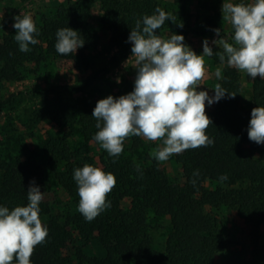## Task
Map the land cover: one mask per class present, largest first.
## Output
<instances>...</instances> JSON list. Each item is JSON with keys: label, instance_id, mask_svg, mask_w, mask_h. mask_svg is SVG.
<instances>
[{"label": "trees", "instance_id": "1", "mask_svg": "<svg viewBox=\"0 0 264 264\" xmlns=\"http://www.w3.org/2000/svg\"><path fill=\"white\" fill-rule=\"evenodd\" d=\"M26 2L28 0H20ZM100 3L102 14L99 18L101 29L95 30L90 25L91 12ZM237 3L248 4L247 0ZM163 9V0H76L69 6H60L53 16H43L37 26L36 45H29V52H21L15 41L16 29L6 33L0 41V83L21 81L25 74H38L44 69L49 53L57 59L75 61L88 68L87 51L96 48L105 35H109L108 49L127 52L131 29L137 20L145 15L155 14V9ZM174 21L166 20L156 30L160 35L169 28L179 35L204 36L214 29L228 42L234 32L229 34L223 24L222 13L214 10L204 17L201 26H193L190 13L173 15ZM182 25V26H181ZM76 30L84 40L83 47L75 53L60 55L55 49L56 32L60 28ZM217 83L234 98L226 94L215 102L206 115L212 125L206 134L213 144L207 147L188 149L176 155L180 165L184 184L175 183L162 173L155 160L148 172L133 164L130 159L110 156L104 151L101 156L102 167L89 156H79L72 149L68 136L50 137L45 144L49 155V165L55 179L66 190L78 207V185L74 169L84 164L99 167L111 172L116 178L115 187L108 194L111 207L88 222L79 211L67 217L56 216L43 224L48 229L45 243L37 245L30 258L31 264H220L217 257L229 251L232 243L228 233L221 229L219 219L214 213L224 207L234 210L244 224L251 229L264 228V161L252 154L264 157V144H257L248 138L251 111L255 107H264V79L253 87L250 109L241 106L242 84L238 70L225 67L222 79ZM88 83L72 85L66 92L70 95L82 93ZM22 93L13 94L0 101V112L11 105ZM99 101L90 97L78 108L67 106L62 111L47 115L41 110L35 111L37 120L51 118L59 125L69 128L77 126L78 133L85 143L94 142L99 131L97 121L92 117ZM71 134H74L71 132ZM2 144L0 142V153ZM63 166V170L58 167ZM226 175V180L220 177ZM42 172L32 158L3 159L0 157V206L9 210L16 206H26L27 189L35 182L42 192ZM220 184V189H209L205 181ZM129 198L132 205L123 210L119 199ZM40 215L51 212L50 206L41 201ZM168 216L172 232L165 251L154 247L149 231V214ZM72 229L79 235L84 245L98 240L105 249V256H88L83 247H78L72 255L63 254L72 239ZM225 264H264V247L249 253L245 246L231 252Z\"/></svg>", "mask_w": 264, "mask_h": 264}, {"label": "clouds", "instance_id": "2", "mask_svg": "<svg viewBox=\"0 0 264 264\" xmlns=\"http://www.w3.org/2000/svg\"><path fill=\"white\" fill-rule=\"evenodd\" d=\"M222 13L234 30L233 42L222 37L213 40L222 49L214 53L205 39L201 55L183 43V35L164 38L156 34L166 20L175 19L162 8L157 7L155 14L135 22L128 37L132 44L130 58H134L133 67L137 69L134 90L119 98L109 95L99 100L92 113L99 129L94 140L110 156L118 157L124 151L125 140L132 136L162 141V146L152 152L159 162L185 150L213 144L206 134L212 121L206 115L205 102L211 105L226 94L231 98L236 94L219 83L212 97L207 91H197L206 75L205 57L216 55L228 67L252 79H264V0L248 4L224 2ZM14 20V39L19 50L29 52V45L38 43L34 38L39 34L36 24L27 14ZM214 31L221 36L220 29ZM56 37L55 49L62 56L75 53L84 45L79 33L68 27L58 29ZM215 76L222 79L219 68ZM248 138L264 144V107L252 109ZM73 178L78 185V211L86 221L91 222L111 207L107 197L116 184L114 174L84 164L74 169ZM220 179L226 180L227 176ZM43 198V192L33 181L27 189L26 206L11 210L0 206V264H31L35 247L45 243L48 229L42 224L39 207Z\"/></svg>", "mask_w": 264, "mask_h": 264}, {"label": "rangeland", "instance_id": "3", "mask_svg": "<svg viewBox=\"0 0 264 264\" xmlns=\"http://www.w3.org/2000/svg\"><path fill=\"white\" fill-rule=\"evenodd\" d=\"M240 0H163V10L172 15L178 13H190L193 19V26H201L203 19L208 14H213L214 10L222 13L224 2L237 3ZM253 3L254 0H247ZM76 0H0V41L3 36L11 30H15L13 24L14 17L20 15H30L36 24H40L43 16H53L60 6H69ZM102 14V6L97 3L91 12L90 25L95 30H100L99 18ZM223 15V13H222ZM226 31L234 32L230 23L223 19ZM171 34H176L169 28L160 35L168 38ZM179 35V34H177ZM215 31L204 36L194 34L184 36L183 43L189 46L197 55L203 53V41L208 40L213 52L220 51L213 40L220 39ZM109 35L103 36L96 48L87 51L88 68L75 61H65L57 59L49 53L48 61L38 74H25L21 81L0 83V101H4L13 94L22 93L17 96L14 102L5 107L0 112V142L2 150L0 157L3 159L32 158L41 168L42 172V192L43 201L46 202L51 212L40 215L42 224H46L51 218L56 216L67 217L78 211L72 198L66 190L55 179L51 166L49 165V155L44 147L50 137L68 136V141L72 149L79 156H89L101 167V156L104 149L96 141L85 143L78 133L77 126L69 128L64 124L59 125L51 118L37 120L35 111L41 110L44 114L50 111L57 113L67 106L81 108L90 97L99 100L107 98L109 95L119 98L134 90V81L137 69L133 67L134 58L132 56V44L129 42V50L120 52L116 49H108ZM130 58V59H129ZM227 63H221L218 56L205 57L206 75L198 86L197 91H207L210 97L215 95L214 87L218 80L215 76L216 70L222 71ZM242 84L241 106L244 109L252 108L253 87L257 81L263 80L259 76L255 79L246 73L240 72ZM88 83L86 90L82 93L70 95L66 90L72 85ZM206 111H211L214 104L208 105ZM74 133V134H71ZM162 146V141H148L143 137L132 136L125 140L124 151L120 154L124 159H130L133 164L148 172L156 160L152 155L154 149ZM176 155L170 156L167 161L159 162L162 173L169 176L175 183L184 184L182 170L176 161ZM254 158L264 161L260 154H252ZM63 170V166L58 167ZM209 189H220L221 185L205 181ZM117 204L127 210L131 207L132 201L129 198L119 199ZM221 229L228 233L232 240V245L228 252L220 254L217 262L225 264L234 255L233 251H239L245 246L249 253L257 248L264 247V228L251 229L238 217L234 210L221 207L216 209ZM149 231L153 238L154 247L165 251L166 241L172 232V225L168 216H158L153 212L149 214ZM72 239L63 254L72 255L78 247L84 246V251L88 256H105V249L98 240H93L88 245H84L79 235L72 229Z\"/></svg>", "mask_w": 264, "mask_h": 264}, {"label": "crops", "instance_id": "4", "mask_svg": "<svg viewBox=\"0 0 264 264\" xmlns=\"http://www.w3.org/2000/svg\"><path fill=\"white\" fill-rule=\"evenodd\" d=\"M247 109H249V108H247Z\"/></svg>", "mask_w": 264, "mask_h": 264}]
</instances>
